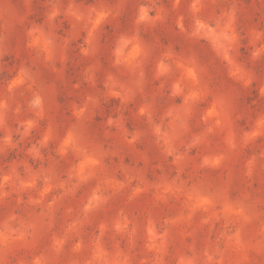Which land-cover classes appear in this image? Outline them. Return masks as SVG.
<instances>
[{"label": "rangeland", "instance_id": "rangeland-1", "mask_svg": "<svg viewBox=\"0 0 264 264\" xmlns=\"http://www.w3.org/2000/svg\"><path fill=\"white\" fill-rule=\"evenodd\" d=\"M0 264H264V0H0Z\"/></svg>", "mask_w": 264, "mask_h": 264}]
</instances>
